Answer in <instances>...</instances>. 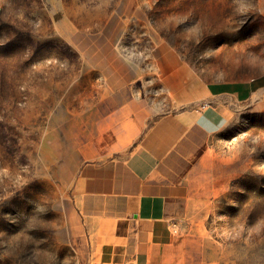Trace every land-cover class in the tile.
Masks as SVG:
<instances>
[{
  "label": "rangeland",
  "instance_id": "374dc122",
  "mask_svg": "<svg viewBox=\"0 0 264 264\" xmlns=\"http://www.w3.org/2000/svg\"><path fill=\"white\" fill-rule=\"evenodd\" d=\"M245 81L189 264H264V0H0V264H92L71 211L102 117Z\"/></svg>",
  "mask_w": 264,
  "mask_h": 264
},
{
  "label": "crops",
  "instance_id": "0c3cea01",
  "mask_svg": "<svg viewBox=\"0 0 264 264\" xmlns=\"http://www.w3.org/2000/svg\"><path fill=\"white\" fill-rule=\"evenodd\" d=\"M197 89V100L178 111L157 114L133 99L100 120L76 173L71 211L82 249L90 246L87 261L189 264L187 229L204 212L206 183L219 177L212 139L253 85Z\"/></svg>",
  "mask_w": 264,
  "mask_h": 264
}]
</instances>
